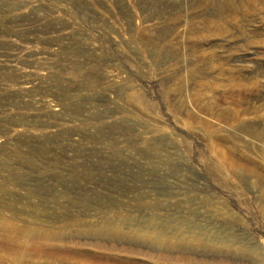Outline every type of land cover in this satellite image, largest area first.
Here are the masks:
<instances>
[{
    "label": "rangeland",
    "instance_id": "rangeland-1",
    "mask_svg": "<svg viewBox=\"0 0 264 264\" xmlns=\"http://www.w3.org/2000/svg\"><path fill=\"white\" fill-rule=\"evenodd\" d=\"M228 1L0 0V264H264V44L218 39Z\"/></svg>",
    "mask_w": 264,
    "mask_h": 264
},
{
    "label": "bare ground",
    "instance_id": "bare-ground-1",
    "mask_svg": "<svg viewBox=\"0 0 264 264\" xmlns=\"http://www.w3.org/2000/svg\"><path fill=\"white\" fill-rule=\"evenodd\" d=\"M207 3L210 4L211 0H207ZM223 10H228L233 13L232 32H235L236 34L231 35L230 37V32L224 22L220 21L217 23L214 21H207L210 28L215 31L217 35H220L218 39L230 43L237 39L248 38L249 43L264 44V0H229L224 6L218 5L216 14H221ZM259 36H261V39L258 38ZM146 235L147 233L143 236ZM151 239L157 243L162 242L161 235H156L155 237H151L150 240ZM163 243L164 242H162V244Z\"/></svg>",
    "mask_w": 264,
    "mask_h": 264
}]
</instances>
